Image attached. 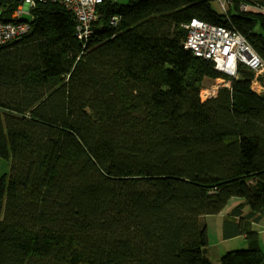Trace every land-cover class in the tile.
<instances>
[{"label":"trees","instance_id":"16d2710c","mask_svg":"<svg viewBox=\"0 0 264 264\" xmlns=\"http://www.w3.org/2000/svg\"><path fill=\"white\" fill-rule=\"evenodd\" d=\"M212 1L105 0L84 43L48 1L0 47V264H213L202 219L235 198L222 236L248 244L218 264H264V92L245 65L230 78L183 47L198 19L264 62V0ZM20 2L0 0V19ZM206 80L230 86L201 102Z\"/></svg>","mask_w":264,"mask_h":264},{"label":"built area","instance_id":"2783aa9c","mask_svg":"<svg viewBox=\"0 0 264 264\" xmlns=\"http://www.w3.org/2000/svg\"><path fill=\"white\" fill-rule=\"evenodd\" d=\"M57 3L68 10L76 20V35L79 41L86 42L94 33V26L101 17L98 6L105 0H21L17 9L12 13V20L0 19V47L6 46L26 36L32 29L31 23L22 20L23 14H30L39 3ZM220 4L225 15L230 13L232 0H214ZM243 12L261 13L257 6L242 4ZM118 20L112 19L111 25L116 26ZM186 37L183 47L194 57L210 62L216 72L230 78H236L240 64L245 65L256 75L253 79V89L263 93V81L256 78L263 73L264 62L254 51L249 41L233 28L215 26L207 22L192 19L183 26ZM262 88L258 91L257 87Z\"/></svg>","mask_w":264,"mask_h":264},{"label":"rangeland","instance_id":"374dc122","mask_svg":"<svg viewBox=\"0 0 264 264\" xmlns=\"http://www.w3.org/2000/svg\"><path fill=\"white\" fill-rule=\"evenodd\" d=\"M131 0H112V2L119 4V5H127L130 3ZM212 7L213 9L219 13L223 14V10L220 7V4L217 1H212ZM232 14H235L236 11L234 8L229 9ZM22 20L24 21H31L32 17L30 14H23ZM263 34L262 31H259ZM256 75V74H255ZM254 75V76H255ZM257 81H263L264 80V73L263 75L260 74L256 78ZM229 87L230 81L218 80V81H212V80H206L203 85V90L201 92V98L200 101L204 102L207 99L215 96L218 92V90L222 87ZM262 87L264 88V83L262 84ZM262 88L257 87L258 91ZM264 92V89H263ZM11 173V161H6L2 158H0V178L4 175L9 176ZM236 201H239L238 199H233L230 204L227 206L226 210H224L219 215H212V216H206L202 219L203 222H206L208 227V234H209V258L213 264H218L219 258L226 254L229 251L233 250H240L245 249L247 244L246 241L243 239V237H239L237 239H230L227 240V242H224L223 236H222V227H223V219L225 218V215L232 209V205L236 203Z\"/></svg>","mask_w":264,"mask_h":264},{"label":"crops","instance_id":"0c3cea01","mask_svg":"<svg viewBox=\"0 0 264 264\" xmlns=\"http://www.w3.org/2000/svg\"><path fill=\"white\" fill-rule=\"evenodd\" d=\"M263 73H264V70H263ZM263 73H262V75H263ZM252 228L257 232L259 246H260L261 250L264 251V217L260 222L253 223ZM237 238H239V237H237ZM237 238H234V239H237ZM243 239L246 241V244H248L245 237H243ZM224 242H227V240H224Z\"/></svg>","mask_w":264,"mask_h":264}]
</instances>
